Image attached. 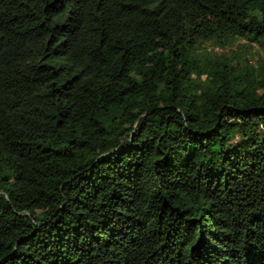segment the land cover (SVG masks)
<instances>
[{
  "label": "trees",
  "instance_id": "obj_1",
  "mask_svg": "<svg viewBox=\"0 0 264 264\" xmlns=\"http://www.w3.org/2000/svg\"><path fill=\"white\" fill-rule=\"evenodd\" d=\"M0 264H264V0H0Z\"/></svg>",
  "mask_w": 264,
  "mask_h": 264
}]
</instances>
